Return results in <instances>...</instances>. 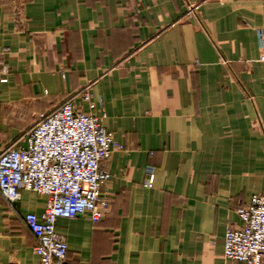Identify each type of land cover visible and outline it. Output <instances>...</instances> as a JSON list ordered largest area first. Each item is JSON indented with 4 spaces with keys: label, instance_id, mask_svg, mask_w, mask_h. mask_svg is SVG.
<instances>
[{
    "label": "crops",
    "instance_id": "1",
    "mask_svg": "<svg viewBox=\"0 0 264 264\" xmlns=\"http://www.w3.org/2000/svg\"><path fill=\"white\" fill-rule=\"evenodd\" d=\"M0 29V149L86 85L122 146L102 219L57 220L70 264H240L223 242L264 194V0H0ZM45 206L0 194V264H38L23 215Z\"/></svg>",
    "mask_w": 264,
    "mask_h": 264
},
{
    "label": "built area",
    "instance_id": "2",
    "mask_svg": "<svg viewBox=\"0 0 264 264\" xmlns=\"http://www.w3.org/2000/svg\"><path fill=\"white\" fill-rule=\"evenodd\" d=\"M259 60L264 62V30L257 32ZM1 36V29H0ZM5 48L0 47V81H7L3 62ZM88 103L89 112L80 110L76 97ZM89 85L41 112L25 132V144L19 140L0 149V194L11 204L22 190L46 197L44 211L23 215L25 226L36 238L33 252L38 264H70L65 237L56 231L58 218L88 214L98 222L109 206L105 185L110 177L106 161L117 143L102 124L104 112L95 111ZM144 181L150 186L154 168H146ZM237 221L224 232L223 252L227 259L240 264L264 261V194H253L248 204L236 209ZM5 264H15L7 262Z\"/></svg>",
    "mask_w": 264,
    "mask_h": 264
},
{
    "label": "rangeland",
    "instance_id": "3",
    "mask_svg": "<svg viewBox=\"0 0 264 264\" xmlns=\"http://www.w3.org/2000/svg\"><path fill=\"white\" fill-rule=\"evenodd\" d=\"M41 113V112H40ZM38 115H39V113H37L36 115H34L33 117H32V121H31V123H30V125L32 124V123H34L36 120H37V118H38ZM26 116H23V118H25ZM29 125V126H30ZM29 126H25L26 128H24V130L21 132V134L25 131V130H27V128H29ZM13 141V140H12Z\"/></svg>",
    "mask_w": 264,
    "mask_h": 264
}]
</instances>
